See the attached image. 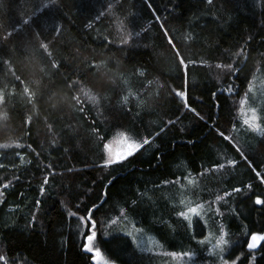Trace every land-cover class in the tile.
Returning <instances> with one entry per match:
<instances>
[{"label": "trees", "instance_id": "16d2710c", "mask_svg": "<svg viewBox=\"0 0 264 264\" xmlns=\"http://www.w3.org/2000/svg\"><path fill=\"white\" fill-rule=\"evenodd\" d=\"M258 73L264 0H0V264H93L89 210L108 264L156 263L110 233L127 217L194 264H264V241L246 250L264 232V134L239 119ZM117 133L149 143L104 166ZM185 180L206 226L178 215Z\"/></svg>", "mask_w": 264, "mask_h": 264}, {"label": "rangeland", "instance_id": "374dc122", "mask_svg": "<svg viewBox=\"0 0 264 264\" xmlns=\"http://www.w3.org/2000/svg\"><path fill=\"white\" fill-rule=\"evenodd\" d=\"M252 109L256 110L255 115H257L260 119L257 122L258 126L250 127L249 125L244 124V120L250 118L253 115L251 111ZM239 117L241 127L244 129L243 133H245L246 135L257 134L258 136L264 134V131H261V129H264V75H262L261 73L256 74V76L253 78L251 87L249 89V94L241 100ZM125 138L130 141L134 140L140 142L137 139H134L133 137L123 133L115 134L111 139L107 141V143H109L110 145V151L113 159H115L117 157V154L122 153L124 148L127 147V144L123 142ZM104 152L106 159L108 156V150L104 149ZM194 190L199 191V189H196L194 185L189 182V180H185L176 183L175 187H173V189L169 192H171V196L174 200L175 206L181 208V211H185L187 207L197 205L196 200L198 201V198L193 195L195 194ZM181 201H183V203H181ZM200 205L201 208L199 209V211L201 213L202 219L196 216H192V220L194 218H198L201 220V223L206 226V218L208 212L205 211V206H203L202 204ZM185 221L188 224V221ZM192 228L193 227H191V229ZM114 232L129 237L138 251L145 250L157 254L155 264H194L192 260L193 255L191 254L187 256L180 255L178 257H173L169 255L170 253H162V245L155 242L152 237H149L148 235L146 236V233L144 231L134 225V221L130 217L115 222L113 224V227L110 229V233ZM218 239L219 238L217 237H210L208 239V244L211 247L212 251L218 249L220 250V248L222 247V245L220 247H216V241ZM103 262L104 261L100 259V264H103Z\"/></svg>", "mask_w": 264, "mask_h": 264}, {"label": "snow or ice", "instance_id": "6c2138e0", "mask_svg": "<svg viewBox=\"0 0 264 264\" xmlns=\"http://www.w3.org/2000/svg\"><path fill=\"white\" fill-rule=\"evenodd\" d=\"M209 3H211V0H209ZM122 43H126V41H122ZM169 43H171V40H169ZM44 48H47V45L44 44L43 45ZM181 65H184V61L183 59H181L180 61ZM53 67H56L55 64H53ZM186 67V66H185ZM217 68H226V69H232V65L231 64H227V65H221V64H217L216 65ZM24 91L27 93L28 89L25 88ZM178 96H181L182 98L186 99V93H181V92H177L176 93ZM213 95L215 96L216 94L213 93ZM90 99L93 100V102H95V97H91ZM243 104V101H242ZM185 107H187V104L185 103ZM194 111V109H193ZM253 115L244 120V124L245 125H249L250 127L253 126H258V121H259V117L257 115H255L256 110L252 109L251 110ZM261 131H264V129H261ZM221 136L224 135V133H220ZM225 139H228V137H224ZM127 144V150L122 152V153H118L117 157L115 159H113L112 155H111V151H110V145L109 143H104L103 144V148L105 150H108V156L104 161V166H108L111 165L113 163H120L123 162L124 160H127L129 157L134 156L143 145H146L149 143V140L147 138H145L142 142H137L134 140H128L127 138H125V140L123 141ZM6 147V146H5ZM237 151H240L239 148H237ZM241 156H244L243 152H240ZM245 159H247V157H244ZM229 163H233L232 161H230ZM219 167H223V165H220ZM259 175V173H258ZM43 191V189H41ZM234 192H240L239 188H235L233 189ZM225 195H227V193H225ZM217 199L219 200L220 197H217ZM181 203H183V201H181ZM255 204L257 205H261L264 204V201H262L259 196H257V198L255 199ZM94 207H96L94 205ZM201 208V205L197 204L195 206H189L186 208L185 211H180L178 213V215L180 217H183L185 220L188 221V227L191 228L193 227V220H192V216H196L202 219L201 217V213L199 211V209ZM72 215H75L74 213H72ZM91 224V227H88V224ZM196 223L198 224L199 221L197 220ZM83 225L84 228L87 230L88 234L84 237L85 239V243L83 244V251L85 253H90L92 254V260H93V264H100V258H101V250L99 248H95L93 245V242L96 240L97 237V233L95 231L96 228V221L92 219L91 216V210H89V215L87 217L85 216H81L79 217V225ZM264 240V235H257V234H253L251 236V240L248 242L247 247L249 249H255L258 245V243ZM227 241L224 239V232L223 229H221V236L220 238L216 241V247H220L223 244H226ZM221 251H223V249L221 248ZM169 255L173 256V257H178L180 255H189L188 253H170ZM103 264H108L107 261H104ZM224 264H227V261L224 262Z\"/></svg>", "mask_w": 264, "mask_h": 264}, {"label": "water", "instance_id": "95a60500", "mask_svg": "<svg viewBox=\"0 0 264 264\" xmlns=\"http://www.w3.org/2000/svg\"><path fill=\"white\" fill-rule=\"evenodd\" d=\"M179 98L184 99V98H182L181 96H179ZM252 235H253V234H252ZM252 235H250V236L248 237V239H247L246 250H248V251H250V252H255V251H257V250L259 249L260 245L262 244V242H263L264 240H261V241L258 243V245H257V247H256L255 249H249V248L247 247V244H248V242L251 240V236H252ZM257 235H264V232L261 233V234H257Z\"/></svg>", "mask_w": 264, "mask_h": 264}, {"label": "flooded vegetation", "instance_id": "af4514ba", "mask_svg": "<svg viewBox=\"0 0 264 264\" xmlns=\"http://www.w3.org/2000/svg\"><path fill=\"white\" fill-rule=\"evenodd\" d=\"M124 147H125V146H124ZM126 148H127V147L124 148L123 152L127 150Z\"/></svg>", "mask_w": 264, "mask_h": 264}]
</instances>
